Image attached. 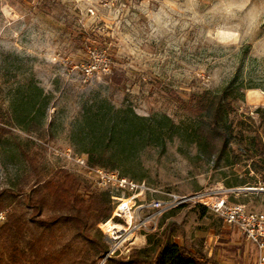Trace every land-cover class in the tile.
Segmentation results:
<instances>
[{"label":"rangeland","instance_id":"1","mask_svg":"<svg viewBox=\"0 0 264 264\" xmlns=\"http://www.w3.org/2000/svg\"><path fill=\"white\" fill-rule=\"evenodd\" d=\"M224 89L237 137L218 154L198 140L203 112L192 115L173 95L188 102ZM263 107L264 0H0V191L10 194L3 211L26 207L37 178L30 159L42 181L66 169L81 180L80 195L97 191L77 162L91 165L90 150L106 169L153 188L245 189L231 200L264 212V153L250 144L256 131L264 142ZM129 125L135 129L122 146L118 136ZM141 125L160 136L136 132ZM112 212L92 215L85 229L109 256L145 248L150 259L170 239L210 264L255 262L237 229L192 204L164 213L143 235L120 238L109 253L108 229L125 228ZM71 236L65 231L55 249L70 242L75 250L65 261L76 264L84 244Z\"/></svg>","mask_w":264,"mask_h":264},{"label":"trees","instance_id":"2","mask_svg":"<svg viewBox=\"0 0 264 264\" xmlns=\"http://www.w3.org/2000/svg\"><path fill=\"white\" fill-rule=\"evenodd\" d=\"M230 92L224 89L213 96L210 91L205 90L200 94H192L188 102L176 94L173 95L192 115L199 116L200 111L203 112L197 127L198 140L213 153H224L237 137L228 121V114L232 110V101L228 98ZM257 113L261 116L264 131V107L258 108ZM134 129L129 125L118 136V142L122 143V146L132 135L123 134H129ZM136 132H148L156 138L161 134L157 129L145 128L144 125L136 129ZM103 136H95L92 140L93 146L102 143ZM250 144L255 150H259L260 154L264 153V142L259 131L251 138ZM87 153L91 165L105 168L102 156H95L90 150ZM29 162L32 173L37 178L30 193L24 197L26 207L19 211H6L5 220L0 225V242L5 249L4 256H0V264H70L65 261L70 250H75L70 242L63 245V249L59 251L55 249L65 231L71 233L72 239L81 238L84 244V248L78 251L80 257L72 261L76 264H98L107 251L106 244L101 239L86 234L85 229L94 214L97 221L108 219L112 212L109 193L93 190L86 192L85 196L80 195L77 190L81 186V180L66 169H58L51 178L42 181L38 179L33 159ZM9 195L7 191H0V211L7 209ZM30 223L35 226L31 227ZM154 249V255L150 259L145 255V248H137L125 259L110 256L103 264H210L201 252H192L170 239L157 243Z\"/></svg>","mask_w":264,"mask_h":264},{"label":"built area","instance_id":"3","mask_svg":"<svg viewBox=\"0 0 264 264\" xmlns=\"http://www.w3.org/2000/svg\"><path fill=\"white\" fill-rule=\"evenodd\" d=\"M77 162L84 167L97 190L110 194L114 203L110 220L117 217L125 225L122 233L108 229L109 253L117 250L120 236L135 233L143 235L164 213L192 204L209 209L223 223L237 229L255 248L254 264H264V212L249 209L231 200L232 193L245 189L221 187L179 194L169 189L153 188L144 181L128 179L117 171L88 165L85 160ZM113 191L118 194H111ZM5 214L6 211H0V220H5Z\"/></svg>","mask_w":264,"mask_h":264},{"label":"bare ground","instance_id":"4","mask_svg":"<svg viewBox=\"0 0 264 264\" xmlns=\"http://www.w3.org/2000/svg\"><path fill=\"white\" fill-rule=\"evenodd\" d=\"M108 225H109V223H108ZM110 229L111 230H115L116 233H122V231H123V229L120 226H118V225H111ZM132 236H133V234H127V235L120 236V238H124V237L130 238Z\"/></svg>","mask_w":264,"mask_h":264},{"label":"water","instance_id":"5","mask_svg":"<svg viewBox=\"0 0 264 264\" xmlns=\"http://www.w3.org/2000/svg\"><path fill=\"white\" fill-rule=\"evenodd\" d=\"M107 257H110V256H109L108 254H105V255H104V258H103V260H102V262H101V264H103L104 260H105Z\"/></svg>","mask_w":264,"mask_h":264}]
</instances>
